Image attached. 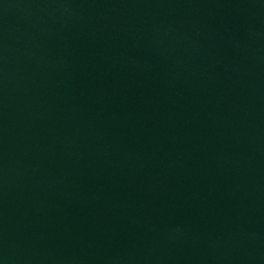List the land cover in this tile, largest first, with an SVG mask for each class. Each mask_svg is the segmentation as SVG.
<instances>
[{
    "label": "water",
    "instance_id": "obj_1",
    "mask_svg": "<svg viewBox=\"0 0 264 264\" xmlns=\"http://www.w3.org/2000/svg\"><path fill=\"white\" fill-rule=\"evenodd\" d=\"M0 264H264V0H0Z\"/></svg>",
    "mask_w": 264,
    "mask_h": 264
}]
</instances>
